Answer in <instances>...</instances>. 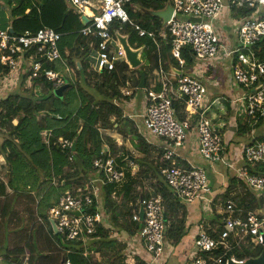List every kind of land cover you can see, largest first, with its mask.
<instances>
[{
	"label": "built area",
	"instance_id": "2783aa9c",
	"mask_svg": "<svg viewBox=\"0 0 264 264\" xmlns=\"http://www.w3.org/2000/svg\"><path fill=\"white\" fill-rule=\"evenodd\" d=\"M65 1L79 15V19L84 15L90 20L79 33L87 43L93 45L84 59L93 73H110L124 64L123 51L114 37L116 26H127L137 37L149 39L157 48V37L163 41L170 38V55L179 65L184 64L181 58L184 48L191 51L193 60L203 62L197 63V69L189 76L172 74V78H169L159 60L155 74L160 89L158 92L146 91V105L141 119L144 135L159 140L163 145L162 161L167 164L161 170V175L175 199L184 205L196 201L205 206L210 205V186L204 168L178 166L176 150L184 146L187 133L194 131L197 151L203 161L209 164L224 163L231 167L223 158L225 144L220 131L208 122L202 112L207 87L201 77L204 69L215 60L227 62L230 67L232 61H235L229 77L232 84L241 90V96L232 101L236 104L235 114L246 119L251 127L264 122V62L257 59L253 50L264 39V0H171V17L164 26L165 32L159 35L142 29L129 16L128 10L137 12L131 0ZM232 8L254 9L250 17L237 20L236 44L232 45L234 47H230L219 36L214 25L224 11ZM191 19L200 21L193 22ZM60 38L61 35L51 28H40L34 33L25 31L21 34L0 30V94L17 87L21 81L25 85L33 81H46L54 90L67 85L68 81L61 72L44 67L47 63L63 62L58 49ZM122 94L128 95V92ZM174 100L183 104V120L176 116ZM214 104H217L216 101H213ZM57 118L60 119L58 116ZM40 137L42 144L49 148L51 131H42ZM72 143L63 138L57 139L62 151L73 153ZM241 155L246 167L236 171V178L258 195L264 196V177L249 171V167L264 164V141L251 142L242 148ZM68 160H72L71 155ZM92 166L101 175L100 179L87 183L83 189L66 192L57 205L47 212V219L54 223L58 235L65 241L85 243L91 239L101 223L98 187L92 183L120 188L125 182L124 168L110 155L104 158V153L100 152ZM0 179L3 181L1 177ZM52 184L56 185V182L53 180ZM140 205L143 208V221L137 235L151 255L152 261L159 262L163 257L166 231L163 201L160 195L152 192L142 199ZM74 213H79V216ZM222 215L221 223L231 235V244H228L226 234L221 240H214L212 234L208 233V224L201 222L197 227L194 254L184 264H221L222 258H213V252L218 247H222L225 253L229 252L233 248L232 243L235 247L245 243L253 247L263 246L264 215L254 212L243 214L231 201L224 204ZM132 221H140L138 213L132 215ZM127 257L125 264L135 262L129 252ZM63 264L71 263L65 260Z\"/></svg>",
	"mask_w": 264,
	"mask_h": 264
},
{
	"label": "trees",
	"instance_id": "16d2710c",
	"mask_svg": "<svg viewBox=\"0 0 264 264\" xmlns=\"http://www.w3.org/2000/svg\"><path fill=\"white\" fill-rule=\"evenodd\" d=\"M169 2L171 0H131V4L136 7L137 12L132 13L131 10H128L129 16L136 20L142 29L154 31L156 35H159L161 32H165L161 20L147 12L160 11ZM253 11L254 9L232 8L224 11L223 14L228 12L233 15L234 19L239 20L243 17H250ZM40 28H51L61 35L58 49L63 62L47 63L44 67L61 72L68 81V86L58 96L51 84L46 81H33L29 85L24 84V87L21 81L15 90L0 95V165L4 164L3 166L6 167L5 182L0 179V198H2L0 220L3 225L7 224L11 216L14 202L25 193L32 194L37 199L36 212L47 222L48 210L57 205L59 199L66 192L83 189L87 183L100 179L101 175L92 166L93 160L99 157L100 152L104 153V158L109 155L114 157L120 167L124 168L126 165L123 162L124 156L118 155L114 142L103 136L99 129L110 126L111 116L121 115V109L114 104V101L118 100L119 102L120 99L126 98L120 94L119 87L125 85V76L130 70L123 64L116 71L104 72L99 75L90 71L88 64L81 59L79 60L80 68L77 67L76 62L68 54L73 52L74 47L81 49L85 46L86 39L79 33L83 28L79 15L69 7L65 0H0V30L12 29L14 33L21 34L25 31L34 33ZM115 30L129 36L130 46L136 48L144 46L143 56L146 54L148 57L152 53L155 62L150 67L142 65L144 68L140 74L144 73L147 76L152 73L154 69H157L160 60L165 73L168 72L166 64L168 62L182 71L181 75L185 76L184 69L186 68H180L178 62L170 55V38L163 41L157 37V48L152 41L137 37L125 26H116ZM253 50L257 59L264 62V39L259 41ZM181 58L184 60L185 66H192L194 57L188 48L181 51ZM234 64L233 60L231 71ZM66 68H68V72H66ZM120 73L125 74L121 79L118 78ZM140 74L134 88L138 92H143L147 89V81L144 83V90L136 89L139 85ZM230 82L232 83V80ZM159 89L160 85L156 83L154 91L158 92ZM228 103L230 104V101ZM226 105L228 106V104ZM173 106L177 118L183 120V104L174 100ZM246 124L247 120L242 119L240 125L244 126L243 132L246 131ZM262 124L264 122L258 123L256 127ZM42 131H51L49 148L41 142L40 133ZM58 138L75 142V151L73 153L62 151L57 144ZM263 141L264 137L262 136L260 142ZM104 148L107 150L105 151ZM162 153L163 145L157 149V161L161 160V166L159 169L157 168L159 179V176H162L161 170L167 164L162 161ZM70 155L72 156L71 161L68 160ZM136 161L141 162V159ZM249 171L264 177V164L249 167ZM124 173L125 182L120 188H116L114 185L100 187L102 188L103 209L104 207L111 209L114 220L118 219V215L121 218H130L132 224L125 229L129 235L137 234L142 227L141 221H132V215L138 213L137 205L140 195L143 199L154 192L155 195L161 196L163 204L166 201L173 202L169 205L166 202L167 206L164 211L166 223L173 215V207L169 206H182L164 182L159 187L160 191H151L148 194L138 193L135 191V186L140 184V180L137 181L131 177L130 172L126 169H124ZM53 179L57 180L56 185L52 184ZM113 194L116 199L111 198ZM120 197L131 203V211L125 205L120 209ZM243 207V214H245L249 208L246 204ZM132 211L135 212L132 214ZM180 227V224L176 225L179 232ZM218 230L223 235L226 234L227 239L231 241L230 233L222 225ZM208 233L212 234L211 231ZM211 236L217 240L214 235ZM97 237H102V240L107 238V231H104L101 226L96 228L91 239ZM61 241L66 251L64 260H68L71 264H101L85 254V248L90 241L86 243L72 242L65 241L63 238ZM111 244L113 243L111 242ZM262 248L263 246L239 245L238 248L233 247L225 253L222 247H218L212 257H221V264H225L229 258L243 261L257 258L261 254ZM35 253L34 246L31 244L13 250L3 247L0 249V261L4 264H12L22 258L24 260L21 264H35ZM117 258V255H113L109 258L106 257V260L114 261Z\"/></svg>",
	"mask_w": 264,
	"mask_h": 264
},
{
	"label": "crops",
	"instance_id": "0c3cea01",
	"mask_svg": "<svg viewBox=\"0 0 264 264\" xmlns=\"http://www.w3.org/2000/svg\"><path fill=\"white\" fill-rule=\"evenodd\" d=\"M230 15V13L226 12L214 23L215 29L220 35L222 34L220 32V25H223L224 21L225 23H227L228 20L230 21L233 18V15ZM221 17H223V19H221ZM225 39H229L226 42L230 44V47H234L232 45L236 44L235 37L227 36ZM92 46L93 45L86 41L85 46L81 47V49L74 47L72 49L73 52L68 54L76 62L78 68H80L79 60L81 59L84 62ZM147 59V61L145 59V66L150 67L155 62L152 53ZM221 62L224 61L215 60L211 62L208 67L204 69L202 74V81L207 87V94L203 102L202 112L208 122L215 129L220 131L224 144H226L225 141L228 138L231 139L232 137L235 139L227 143L228 147L224 145L225 151L223 153V158L231 167H227L224 163L209 164L203 161L197 151L194 131L187 133L184 146L176 150V163L178 166L186 168L192 165L204 168L210 186L208 198L212 203L208 206L197 201L189 205H170L169 207H173V215H171L170 221L166 223L163 257L159 262H153L151 255L146 251L144 243L139 238V235L135 234L132 236L126 232L125 229L132 224L130 218H121L118 215V219L114 220L112 210L107 207L103 209L104 204L101 185L92 183V185L97 186L99 189L98 204L102 213V220L99 226H101L104 231H107V238L105 240H102V237H97L96 239L92 238L85 241V243L90 241L85 248V254L93 257L95 262L103 264H121V254L127 251L131 256H135V264H184L194 254V245L198 234L197 227L201 222L208 224L212 235H214L218 241L221 240L223 233H221L218 228L222 225L223 207L227 201L234 202L235 208L241 211L244 210L243 205L246 204L249 208L247 212L258 213L260 216L264 215L263 194L258 195L236 178V171L246 167L241 151L235 152L233 149L229 148L231 143L233 144L236 142V138L241 141L245 140L242 148L246 147L251 142L260 141L262 136L264 137V124L258 127H251L247 123L246 131H242L244 126L240 124L243 118L235 114L236 104L232 102L234 99L241 96V91L229 81L227 76H224L225 73L221 74L219 69H215L218 63ZM166 64L169 72L166 73L167 77L172 78L170 76L172 74L178 76L180 70L173 67L168 62ZM179 66L182 68L181 65ZM197 67L198 64L195 63L192 67L193 69H191L190 75ZM155 71L154 69L152 73L145 76L144 80L147 81V89L144 88L145 90L143 92H138L134 88L135 83L138 81L139 74H137L135 81L133 79L134 76H131V74H136L135 72L126 74L125 85L122 86V88L119 87L120 94L126 98L123 100L120 99L121 101L119 102L118 100L114 101V104L121 109V115L117 117L111 116L110 126L99 129V132L103 136L108 137L114 142L118 150V155L124 156L123 162L126 163L124 169L130 172L131 177L137 179V181L140 180V184L138 183V185L135 186V191L145 194L151 191H160L159 187L164 182L162 176H159L161 180L158 178L159 173L157 172V168L159 169V166H161V160L158 159L157 161V149L160 148L161 142L151 137H146L142 132L141 115L144 113L146 105L145 94L146 91L156 88L157 78ZM201 73L200 71L199 74ZM123 75L125 74L120 73L118 78L121 79ZM126 82H128L127 85ZM123 92H128V95L122 94ZM131 92L132 95L137 92L138 99L135 97L128 98L127 96H130ZM213 101H216L217 104L213 105ZM228 101H230V104ZM226 104H228V106ZM104 150L106 151L107 149L104 148ZM130 158H132V160H130ZM137 159H141V162H137ZM5 172L6 167L1 166L0 177L2 175L4 182L3 173ZM111 198L116 199V196L113 195ZM1 201L2 198H0V202ZM166 202L168 205L173 203L171 201ZM166 202L163 204L164 211L167 206ZM119 204L121 206L120 209L125 205L127 209L130 211L132 210L131 203H128L127 200L122 197H120ZM36 205L37 199L32 194L28 193H25L24 196H21L14 202L12 213L7 224L3 225L0 220V249L5 247L8 250H13L15 248L24 247L31 242L34 244V250L36 252L35 264H63L65 261L64 255L66 254L63 242L57 240L58 234L53 231L50 220L47 219L46 222L38 216ZM139 209L138 202V213ZM134 212L135 211H132V214ZM172 224L173 226L171 227ZM177 224L181 225L180 232L178 231L179 229H176ZM170 227L171 229L169 230ZM34 232L37 236L35 239H32L31 236ZM111 242L113 244H111ZM227 242L231 244V241L228 239ZM242 245L246 246L247 244L245 243ZM231 246L235 247L234 243H232ZM113 255H117L118 258L114 261L106 260V257L109 258ZM173 256L177 259L175 262L171 263L170 260ZM23 260L24 259L21 258L12 264H21ZM0 264L4 263L0 261Z\"/></svg>",
	"mask_w": 264,
	"mask_h": 264
},
{
	"label": "water",
	"instance_id": "95a60500",
	"mask_svg": "<svg viewBox=\"0 0 264 264\" xmlns=\"http://www.w3.org/2000/svg\"><path fill=\"white\" fill-rule=\"evenodd\" d=\"M172 7L170 6L169 3L166 4V6L164 7V9L160 10V11H148L147 13L155 18H158L161 20L162 22V26L164 27L166 25V23L169 21L171 14H172ZM80 23L81 25L84 27L86 26L90 20L88 18H86L84 15L80 16ZM193 22H199V19H191ZM10 33H14V31L12 29H9ZM114 37L118 43V45L120 46L121 50L123 51L124 54V64L128 67L129 70L134 71L136 69H138L139 67L142 66L143 64V58H142V54H143V50H144V46H140V47H132L130 46L128 40H129V36L127 34H121L119 31H115L114 32ZM77 64L79 65V63L77 62ZM181 72H178V75H180ZM145 79V75L144 73L140 74V80H139V85L137 87V89L139 90H144V80ZM68 85H64L62 87H60L59 89L55 90V94L60 96L61 93L63 92V90L65 88H67ZM71 151L74 152L75 151V142L72 143V147H71ZM130 160H132V158H130ZM142 201V196L140 195L139 197V202L141 203ZM139 219L142 222L143 221V208L140 205V209H139ZM75 216H79V213H74ZM51 222V227L53 229V231L58 234L57 229L54 225V223L52 221ZM263 248H262V252L261 254L257 257V258H251V259H247V260H243L242 263H239V261H235L232 259H227L225 264H264V236H263Z\"/></svg>",
	"mask_w": 264,
	"mask_h": 264
},
{
	"label": "rangeland",
	"instance_id": "374dc122",
	"mask_svg": "<svg viewBox=\"0 0 264 264\" xmlns=\"http://www.w3.org/2000/svg\"><path fill=\"white\" fill-rule=\"evenodd\" d=\"M231 16V15H230ZM221 19H223V17H221ZM231 19V18H230ZM231 21V22H230ZM228 20V22L227 23H225V21L223 22V25H220V32L222 33L221 35L219 34V36L220 37H222L224 40H229V39H225V38H227V36H232V37H235L236 36V31H237V27H238V21L236 20V19H234V18H232L231 20ZM215 25V24H214ZM123 27V26H122ZM125 27H127V26H125ZM128 28V27H127ZM218 32V31H217ZM142 58H143V64L142 65H145V63H146V61H145V59H147V56H146V54L143 56V54H142ZM195 63H199V64H202L203 62L201 61V60H193V64H192V66L191 67H187V66H185V63L183 64V65H181L182 67H184V68H186V69H184V75L185 76H189L190 75V73H191V69H193L192 67H193V65L195 64ZM143 66L142 67H139L138 69H136V70H134V72L136 73V74H131V76H134V81H135V79L137 78V74H140V72L143 70ZM215 69H219V71L221 72V74L222 73H225L224 74V76H227V78L228 79H230L229 77H230V75H231V67H229V65H228V63L227 62H221V63H218V65L216 66V68ZM181 72V74H182V71H180ZM128 73H133L131 70H130V72H128ZM127 73V74H128ZM180 74V75H181ZM231 81V80H230ZM232 83H233V81H232ZM24 81H22V85H23V87H24ZM120 88H122V86L120 87ZM13 90H15V88L13 87V89H11V91L9 90V92H12ZM38 90V89H37ZM135 94V95H134ZM1 95V94H0ZM132 95V92L130 93V96H127L128 98H130V97H135L136 99H138V93L137 92H135V93H133V95ZM146 95V94H145ZM235 139H233L232 137H231V139H226V141H225V145L227 146L228 144L227 143H229V142H231V141H234ZM1 141V140H0ZM238 141V142H237ZM245 143V140L243 141H241V140H238L237 138H236V142L235 143H231L230 145H229V148H231V149H233L235 152H240L241 150H242V145ZM228 147V146H227ZM4 165V164H3ZM3 165H0V167L1 166H3ZM3 174H5V173H3ZM1 178H2V175H1ZM3 179V178H2ZM55 182H56V184H57V180L56 179H53ZM98 193H99V189H98ZM207 208V207H206ZM208 209V208H207ZM12 213V212H11ZM36 236H37V234L34 232L33 233V235L31 236L32 237V239H35L36 238ZM57 240L58 241H61L62 240V236L61 235H58L57 236ZM30 244L32 245V246H34V244L33 243H31L30 242ZM124 254V255H123ZM127 251H125L124 253H122L121 254V257H120V260H121V264L123 263V264H125V260H127ZM177 258H175L174 256H173V258H171V260H170V262L172 263V262H175V260H176ZM133 264H135V262L133 263ZM178 264V263H177Z\"/></svg>",
	"mask_w": 264,
	"mask_h": 264
},
{
	"label": "bare ground",
	"instance_id": "6f19581e",
	"mask_svg": "<svg viewBox=\"0 0 264 264\" xmlns=\"http://www.w3.org/2000/svg\"><path fill=\"white\" fill-rule=\"evenodd\" d=\"M117 31H119V30H117ZM118 44V43H117ZM119 46V45H118ZM120 47V46H119Z\"/></svg>",
	"mask_w": 264,
	"mask_h": 264
}]
</instances>
